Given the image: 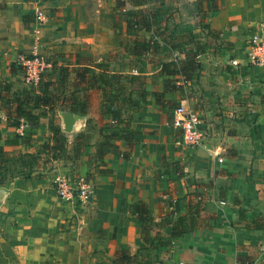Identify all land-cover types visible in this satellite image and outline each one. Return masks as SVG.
I'll use <instances>...</instances> for the list:
<instances>
[{"label": "crops", "instance_id": "crops-1", "mask_svg": "<svg viewBox=\"0 0 264 264\" xmlns=\"http://www.w3.org/2000/svg\"><path fill=\"white\" fill-rule=\"evenodd\" d=\"M126 5V0H0V80L13 89H28L18 66L31 55L54 60V67L100 64L109 74L144 80L141 90L125 87L126 97L130 93L139 101L123 110L130 146L112 140L117 153L105 151L102 163L94 162L93 146L74 164L57 159L44 173L12 179L0 203V264H110L116 252L132 255L142 246L139 208L149 217L148 242L168 240L176 219L188 224L191 214L192 228L160 247L155 264H264V74L244 59L249 36L264 32V0H216V10L201 21L205 29L190 24L197 19L193 1L192 7L181 5L171 29L190 24L201 36L185 46L201 50L187 80L158 75L171 53L164 52V59L159 51L131 53L129 42L147 39L157 28L128 35ZM37 12L44 22L33 21ZM131 59L137 60L135 72ZM183 59L178 54L176 62ZM168 79L179 89L164 91ZM143 90L162 93L167 104H156ZM173 105L199 117L206 133L202 146L178 144ZM20 126L21 136L6 126L0 111L4 136L32 132L36 145L41 142L45 123ZM21 140L16 146L0 141V147L17 150ZM87 176L94 189L87 204L56 196V180Z\"/></svg>", "mask_w": 264, "mask_h": 264}, {"label": "trees", "instance_id": "trees-1", "mask_svg": "<svg viewBox=\"0 0 264 264\" xmlns=\"http://www.w3.org/2000/svg\"><path fill=\"white\" fill-rule=\"evenodd\" d=\"M161 0H126V3L129 7L134 8L129 10V14L126 20V33L128 35H136L137 32L149 33L152 27H157V18L158 14L151 12L150 10H136L139 7H143L147 3L154 2L156 4H163ZM216 10V0H195V16L202 21L209 13ZM30 17H22V25L25 26L26 22ZM34 19V17H33ZM30 22V21H29ZM206 26L201 25V28L205 29ZM163 31L166 34V37L162 38L160 35L151 32L150 36L147 39H142L141 41L132 40L129 42L131 48V53L137 57H143L146 52H157L165 51L168 53H177L184 55L182 61L172 62H161L160 70L158 75L164 77L176 76L180 77L183 80L192 78L196 70V56L198 53H201L200 48L194 47L192 52L186 51V43H191L193 39L196 38L195 34L192 33L191 27L187 25L177 24L174 25L170 31H167L166 28H163ZM167 38V40H166ZM182 40V41H181ZM170 44V46H168ZM101 69L100 75L92 76L89 80L86 79L85 75L87 73L86 68H83L81 72L69 71L66 67H54L45 72L40 81L38 82L36 88H28L26 90H16L12 88L10 82L6 80H0V111L4 114L6 126L17 129L20 124H24L29 128L36 127L41 120H47L48 130L52 134V145L49 146L51 151L64 152L65 147V136L60 131L58 126H53L52 123V114L55 112L65 111L78 116L88 117L86 120L87 126L90 121V113L88 111V101L85 95L83 97H78L79 85H84V81L89 89L94 91H100V101L101 106L97 112L101 116H108L111 121L117 122V119L120 116V109H113L112 106L119 100L118 92H122L124 87V82L126 84L133 83V80L128 77H122L117 74H109L106 72L104 66L98 64ZM57 70V71H56ZM55 71L57 73H55ZM73 75V80L69 89L67 88V80L69 75ZM105 74L106 76H103ZM105 77V78H103ZM75 82V84H74ZM170 81H164V91L169 90H178L174 86H170ZM74 88L73 90L70 88ZM67 88V89H66ZM112 88V89H111ZM87 89V90H89ZM113 90V92H112ZM114 93V94H111ZM141 93L148 95L153 101L158 105L167 104L163 100L162 93L155 92H146L143 90ZM105 95L104 98L102 97ZM144 102V101H142ZM138 102H135L134 99H131L130 93L127 95L125 104L127 107L136 106ZM176 105H173L175 108ZM128 117L125 120L123 129L120 128V131L114 132L109 138H105L103 144H99L95 149L93 160L94 162L102 163V157L105 151H111L117 153V146L107 142L108 140L112 141H122L126 142L130 146L132 141V133L128 130ZM81 136L80 133H77V137ZM20 136L15 135L12 139L4 136L0 131V141L3 146H16L18 145V139ZM42 147H47L46 144H43ZM88 148L87 145L82 146L77 149L74 148V157H77L80 152H84ZM125 157V154H122ZM53 157V156H52ZM59 155L54 156L52 159L57 160ZM9 158L4 155L2 148L0 147V188H7L12 181V179L22 176V171L18 170L16 167H11L13 163L9 162ZM108 170H99L97 173L105 174ZM24 178H29L28 175ZM86 180L89 179L87 176ZM137 219L142 223L141 228V237H142V246L139 247L136 253L130 255L124 251L116 252L113 255L110 264H155L158 263V249L160 247H166L170 244V241L179 238L183 233L192 228V219L191 214H188L189 219L187 223L182 218H177L174 226L170 230V235L168 240H159L148 242V239L145 237L148 234L149 228V217L146 211L143 208L137 209ZM141 253H146L150 257L146 256L144 262L137 261ZM160 263V262H159Z\"/></svg>", "mask_w": 264, "mask_h": 264}, {"label": "rangeland", "instance_id": "rangeland-1", "mask_svg": "<svg viewBox=\"0 0 264 264\" xmlns=\"http://www.w3.org/2000/svg\"><path fill=\"white\" fill-rule=\"evenodd\" d=\"M192 1H193V6L195 8V0H192ZM160 2H162L163 4L160 5V4L151 2V3H147L143 7H139L136 10H150L151 12L157 13L159 16L157 18L158 26L156 27L157 28L156 33L157 35H160L162 38H164L166 37V34L163 33V28L165 27L166 30L169 31L171 29V26L174 23H176L177 19H178L177 22H179L180 11L182 9H181V5L177 6V0H161ZM122 8L125 10V12H128L130 10L129 5L128 6L126 5L125 7H122ZM190 24L192 27L195 26L197 28L198 26L201 27L202 25L199 18L192 20ZM190 24H188L187 26H190ZM194 34L196 37L201 38L200 33L195 32ZM168 46H170V44H168ZM164 52L165 51H161V50L159 51L160 55H162ZM163 56L165 55H162V57L160 56L158 58L164 59ZM46 61L50 65L48 69L46 70V72H49V70L52 69V63H57V62H55L54 60L51 61L50 59H47ZM69 62H72L71 59H69ZM136 62H137L136 59L130 60V65L132 66L130 68L132 72H135L137 70V65L135 64ZM64 63L67 64V62H64ZM55 67H58V66H55ZM60 67H63V66H60ZM18 68L21 70L20 66H18ZM66 68L69 71L72 70L74 72H81L83 68H86L87 73L85 75L86 76L85 78L88 80L92 76L100 75V72H101L100 70L101 68L96 65L94 66V68H90V67H77V68L66 67ZM56 71L55 73H57ZM102 75L106 76L105 74H102ZM21 78H22V75H21ZM73 78H74L73 75L70 74L67 80L68 89L71 84L73 85V83L71 82ZM133 78H134L133 83L129 85L123 84L124 87H126L127 89L131 91L141 90L144 80L140 76L139 77L133 76ZM170 80H176V78L170 79ZM168 82H169V79H168ZM36 86L34 87L28 86V88H36ZM70 89L73 90L74 88L71 87ZM87 89L89 88L87 87L86 82L84 81V85H79L78 97H83L85 95V97H87V101L89 98L88 111L90 110L92 113L96 111V113L90 116V121L88 122L87 126L85 127L86 125L85 123V125L80 128V131L77 132V133H80L81 136L77 137V133H72V134H67V135L63 134L66 140L64 152L56 153L55 151H51L49 149V146L52 145V134L48 130L47 120H41V123H45L46 130L45 132H43V137L41 139V142H40V138L37 139V143H38L37 145H36V141L34 137H32L34 136V133L26 132L24 136L20 137L22 138V140H21V146L19 149L11 150L7 153L4 152V155L7 158L11 159L9 162L13 163L11 167H16L18 168V170L22 171L23 173L22 176H18V177H21L23 179H25L24 177L27 175L29 178L35 177V174L37 173H44L48 171L50 168H52L54 164L53 161H56V160H53L52 158L57 155H59L58 159L61 160L63 163L65 162V163L74 164L75 163L74 161L78 157V156L74 157V148L79 149L82 146L87 145L89 148L94 146L96 149L98 145L96 146L94 145V143L99 142L100 140V142H102L103 144L104 142H106L105 138H109L108 136H111L114 132L120 131L119 128L123 129V125L126 124L125 120L128 117L127 114L123 111L126 106L125 104H123L126 99L125 88L123 89L122 92L117 93V95L119 96V100L112 106L113 109H116V108L120 109V116L117 119V122L111 121L108 118V116H101L97 112V110L102 104L100 101V91H94L91 89L87 90ZM111 94H114V93H111ZM104 96L105 95L103 94L102 97L104 98ZM51 119H52L53 126H58L60 129L57 112L56 113L54 112L52 114ZM107 142H110V140H108ZM90 143H93V145ZM43 144H46L47 147H42ZM80 153L78 155H80ZM88 163H89V158H88ZM90 165L91 163L89 164V166ZM146 256L150 257V253L149 255H146V253H141L138 257H136V260L144 262Z\"/></svg>", "mask_w": 264, "mask_h": 264}, {"label": "built area", "instance_id": "built-area-1", "mask_svg": "<svg viewBox=\"0 0 264 264\" xmlns=\"http://www.w3.org/2000/svg\"><path fill=\"white\" fill-rule=\"evenodd\" d=\"M33 21L44 22L45 18L39 12L34 16ZM177 53H172L171 61L176 62ZM245 63L249 68H254L264 74V32L257 31L252 33L246 42V51L244 54ZM232 66H237L236 61H231ZM21 75L26 86L34 87L40 81L42 75L46 72L49 63L39 55H31L21 58L19 61ZM173 127L178 134V144L197 148L203 145L206 133L201 126V121L197 115L189 111L182 105H178L172 111ZM22 127L17 129L20 131ZM20 131V132H19ZM218 162H221L219 159ZM54 191L58 198H75L80 205L87 204L94 195V189L90 181L83 177H77L71 180L60 179L54 182ZM232 264H240L234 262Z\"/></svg>", "mask_w": 264, "mask_h": 264}, {"label": "water", "instance_id": "water-1", "mask_svg": "<svg viewBox=\"0 0 264 264\" xmlns=\"http://www.w3.org/2000/svg\"><path fill=\"white\" fill-rule=\"evenodd\" d=\"M180 5H186L188 7H192L191 0H178ZM59 118L60 130L64 135L77 133L78 128L77 125H80V128L83 127L86 123V116H78L76 114H72L65 111H60L57 113ZM6 195V189L0 188V203L2 202L4 196Z\"/></svg>", "mask_w": 264, "mask_h": 264}]
</instances>
